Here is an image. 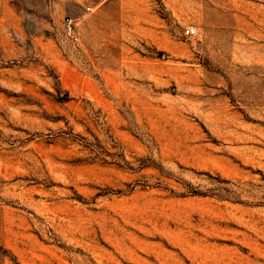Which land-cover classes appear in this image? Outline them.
Masks as SVG:
<instances>
[{"label":"rangeland","instance_id":"1","mask_svg":"<svg viewBox=\"0 0 264 264\" xmlns=\"http://www.w3.org/2000/svg\"><path fill=\"white\" fill-rule=\"evenodd\" d=\"M0 264H264V0H0Z\"/></svg>","mask_w":264,"mask_h":264},{"label":"built area","instance_id":"2","mask_svg":"<svg viewBox=\"0 0 264 264\" xmlns=\"http://www.w3.org/2000/svg\"><path fill=\"white\" fill-rule=\"evenodd\" d=\"M88 9L90 10L91 8L88 7ZM65 23V27L68 31V33L75 39L77 40L78 37L75 35V26H74V22L73 19L71 17H66L64 20ZM186 33L188 35H194L196 33V29L194 27H188L186 29Z\"/></svg>","mask_w":264,"mask_h":264}]
</instances>
